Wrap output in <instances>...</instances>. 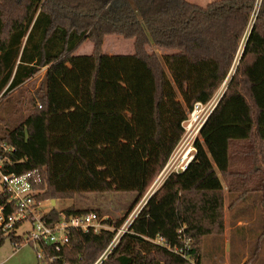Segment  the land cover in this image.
Listing matches in <instances>:
<instances>
[{
	"label": "trees",
	"instance_id": "obj_1",
	"mask_svg": "<svg viewBox=\"0 0 264 264\" xmlns=\"http://www.w3.org/2000/svg\"><path fill=\"white\" fill-rule=\"evenodd\" d=\"M111 35L133 40L134 53L103 52ZM86 41L93 52L77 54ZM44 67L25 102L12 98ZM215 97L194 158L148 197L100 264H202L204 239L225 232L226 189L230 210L260 193L264 238V0H0V147L13 148L2 171L36 172V201H56L42 217L48 225L63 214L99 215L57 208L78 193L131 192L138 203L194 105ZM0 205L6 218L16 211L4 187ZM125 220L106 219L114 228L98 233L70 229L59 251L41 242L40 264H95ZM22 223L0 226V247L8 238L25 243ZM233 255L231 264L254 256Z\"/></svg>",
	"mask_w": 264,
	"mask_h": 264
},
{
	"label": "rangeland",
	"instance_id": "obj_2",
	"mask_svg": "<svg viewBox=\"0 0 264 264\" xmlns=\"http://www.w3.org/2000/svg\"><path fill=\"white\" fill-rule=\"evenodd\" d=\"M191 3L198 5H207L214 0H188ZM261 2V0H259ZM103 52L108 54H133L134 53V41L124 39L121 36H107L102 46ZM149 51L156 50L158 53L166 54L169 51L165 49L149 48ZM93 52V44L90 41H86L78 50L77 54L90 55ZM45 67L40 69L32 78L28 79L24 85L11 96L12 98L21 99L25 102V97L31 94L37 89L44 77ZM224 85L217 91V95L221 92ZM21 96V97H20ZM216 98V97H215ZM3 101V100H1ZM23 103H17V109H23L25 107ZM11 110V109H10ZM21 115V111L17 113V118ZM190 118V115L188 119ZM196 129V126L193 127ZM186 132V130H185ZM157 180V178L155 179ZM154 181L152 188L155 189L161 181ZM160 185V186H161ZM159 186V187H160ZM152 189V190H153ZM3 190L1 178H0V193ZM152 193V192H151ZM150 193V194H151ZM150 194H145L144 197L134 205L136 201V194L131 192L121 191H109V192H84L78 193L72 199H61L57 203L58 209H63L67 206L73 205L85 210L99 211V217L104 220L111 219L113 223L126 219L119 230L126 227L127 220L135 217L141 210V206L148 199ZM258 197L259 201L255 202L253 197ZM230 195L226 194L225 200V232L221 236H207L203 241V255L202 264H231L230 258L232 252H234V258L240 260L241 255L249 256L254 255L248 264H264V238L259 242V236L261 234V206H260V193H252L246 198L242 199L233 210L229 209ZM255 203V205H254ZM42 211H48L52 206L51 200H44L40 203ZM255 206V207H254ZM240 216V219H234L232 214ZM128 215V216H127ZM258 215V216H257ZM127 216V217H126ZM126 217V218H125ZM246 220V222H245ZM251 220V221H250ZM248 221L252 222L251 226L248 225ZM236 225H232L233 223ZM248 222V223H247ZM114 225V224H113ZM246 227L243 235L240 232H236V227ZM249 230L247 232V228ZM33 223L30 221L23 222L17 229V234L26 238L27 232L32 231ZM111 228H114L111 226ZM234 241L232 242V238ZM24 242V241H23ZM259 247V249H257ZM40 260L37 257V245L30 243H23L20 247H17L8 238L4 244L0 247V264H40ZM44 264V263H41Z\"/></svg>",
	"mask_w": 264,
	"mask_h": 264
},
{
	"label": "built area",
	"instance_id": "obj_3",
	"mask_svg": "<svg viewBox=\"0 0 264 264\" xmlns=\"http://www.w3.org/2000/svg\"><path fill=\"white\" fill-rule=\"evenodd\" d=\"M216 100L217 99H213L207 104L198 102L194 105V108L190 113V118L185 122L186 132L184 133L178 146L171 154L163 170L157 177V180H155V184L159 181L162 183L170 173L184 171L187 168L190 161L194 158V153L196 151L194 143L199 136L200 128L208 118L209 114L215 108L217 104ZM194 125L196 126V129L193 128ZM12 150L13 148L11 146L6 145L5 143L1 144L0 178L2 186L10 194V201L15 204L16 211L13 213V215L6 218L3 214L4 207L0 205V226H3L4 229H11L16 223L24 221H30L33 223L32 231L27 232L25 243L32 242L37 245L38 259L43 258L44 250L40 246L41 242L54 245L55 249L59 251L69 242L70 229L76 228L84 231L92 229L94 232L98 233L101 231V229L111 228L103 223L102 219L96 212H88L81 215L63 214L59 222L56 224L52 226L46 224L42 220L45 211L41 210V202H37L35 197L39 190L34 188V184H39L41 182V178L36 174L35 171L27 172L21 175L5 173L2 171L3 164L7 160V156L12 152ZM160 185L161 184H159V186ZM159 186L153 189L151 194H153L159 188ZM146 202L147 199L141 208L146 204ZM137 215L138 214H136V216ZM135 217L128 219L126 227L122 230H118L108 248L95 264H100L107 257V255L119 241L120 236L128 229L129 224ZM186 248H188L187 245ZM53 260L54 257H51L50 261Z\"/></svg>",
	"mask_w": 264,
	"mask_h": 264
},
{
	"label": "crops",
	"instance_id": "obj_4",
	"mask_svg": "<svg viewBox=\"0 0 264 264\" xmlns=\"http://www.w3.org/2000/svg\"><path fill=\"white\" fill-rule=\"evenodd\" d=\"M224 92V91H223ZM214 99H217L216 101L218 102V98L216 97V98H214ZM154 183V182H153ZM152 186H153V184L151 185V187L149 188V190L147 191V193L146 194H150L153 190V188H152ZM228 193V190L226 189V194ZM52 201V200H51ZM56 202V201H55Z\"/></svg>",
	"mask_w": 264,
	"mask_h": 264
},
{
	"label": "water",
	"instance_id": "obj_5",
	"mask_svg": "<svg viewBox=\"0 0 264 264\" xmlns=\"http://www.w3.org/2000/svg\"><path fill=\"white\" fill-rule=\"evenodd\" d=\"M224 92H225V90H224ZM224 92H223V94H224ZM55 203H56V202H55V200H52V204H54V205H55Z\"/></svg>",
	"mask_w": 264,
	"mask_h": 264
}]
</instances>
